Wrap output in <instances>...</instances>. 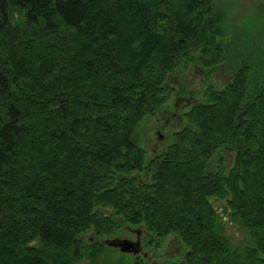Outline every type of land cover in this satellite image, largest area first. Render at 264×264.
Masks as SVG:
<instances>
[{
  "label": "trees",
  "instance_id": "16d2710c",
  "mask_svg": "<svg viewBox=\"0 0 264 264\" xmlns=\"http://www.w3.org/2000/svg\"><path fill=\"white\" fill-rule=\"evenodd\" d=\"M223 36L214 0H0V264H96L81 236L122 225L175 235L190 264H264V60ZM192 52L229 81L146 156L135 130Z\"/></svg>",
  "mask_w": 264,
  "mask_h": 264
},
{
  "label": "rangeland",
  "instance_id": "374dc122",
  "mask_svg": "<svg viewBox=\"0 0 264 264\" xmlns=\"http://www.w3.org/2000/svg\"><path fill=\"white\" fill-rule=\"evenodd\" d=\"M220 12L224 28V42L233 43L246 53H252L258 60H264V0H214ZM229 81V72L223 67L204 70L199 53H190V59L178 63L173 72L167 77L170 95L167 101L159 108L156 114L146 116L135 130V141L146 156L158 153L165 149L172 140V135L181 129L184 124L181 117L194 104L205 102L204 93L209 87L221 89ZM229 155L227 159L229 161ZM214 210L218 213L217 219L223 234L228 238L232 247H243L250 244V239L239 221L231 220L225 210V202L211 200ZM227 212V213H226ZM125 226L111 236L93 239V244H100L106 239L119 237ZM138 226V225H136ZM135 227V226H131ZM125 230V229H124ZM125 233V232H124ZM86 234L81 238H89ZM183 250L187 248L173 235ZM100 242V243H98ZM103 247V246H102ZM96 264H134L132 257L119 255L112 249H104L95 257ZM79 264H91L83 260Z\"/></svg>",
  "mask_w": 264,
  "mask_h": 264
},
{
  "label": "flooded vegetation",
  "instance_id": "af4514ba",
  "mask_svg": "<svg viewBox=\"0 0 264 264\" xmlns=\"http://www.w3.org/2000/svg\"><path fill=\"white\" fill-rule=\"evenodd\" d=\"M125 229V230H124ZM125 232V233H124ZM86 239V238H84ZM113 239H126L134 243L132 253H121L118 248L107 246L103 241L100 246L110 248L119 255L132 257L134 264H190V252L183 250L173 235L164 237L151 234L142 225L125 226L122 234ZM93 238H88V245H93Z\"/></svg>",
  "mask_w": 264,
  "mask_h": 264
},
{
  "label": "water",
  "instance_id": "95a60500",
  "mask_svg": "<svg viewBox=\"0 0 264 264\" xmlns=\"http://www.w3.org/2000/svg\"><path fill=\"white\" fill-rule=\"evenodd\" d=\"M104 243L109 247L118 248L121 253L133 252L134 243L126 239H108Z\"/></svg>",
  "mask_w": 264,
  "mask_h": 264
}]
</instances>
